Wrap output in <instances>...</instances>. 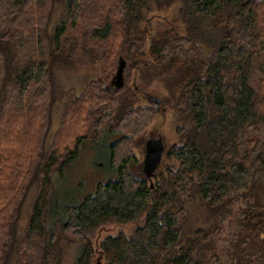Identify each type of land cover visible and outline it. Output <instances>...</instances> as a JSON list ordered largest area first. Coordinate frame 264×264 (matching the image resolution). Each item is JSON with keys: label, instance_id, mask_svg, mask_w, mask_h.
Segmentation results:
<instances>
[{"label": "trees", "instance_id": "16d2710c", "mask_svg": "<svg viewBox=\"0 0 264 264\" xmlns=\"http://www.w3.org/2000/svg\"><path fill=\"white\" fill-rule=\"evenodd\" d=\"M176 1L183 31L154 28ZM96 63L82 89L58 84ZM134 69L166 87L158 106ZM165 109L177 165L138 174V138ZM108 134L117 178L52 216L55 175ZM114 224L133 228L97 238ZM0 264H264V0H0Z\"/></svg>", "mask_w": 264, "mask_h": 264}, {"label": "rangeland", "instance_id": "374dc122", "mask_svg": "<svg viewBox=\"0 0 264 264\" xmlns=\"http://www.w3.org/2000/svg\"><path fill=\"white\" fill-rule=\"evenodd\" d=\"M179 4L180 2L176 1L166 9L155 8L153 13H155L158 17L153 18L152 26L156 28L158 26V22H161L162 25H164V23L169 22V20L179 22ZM60 13V9H57L53 19H58ZM179 23V28L183 31V25L181 22ZM57 74V80H59L58 84H60V86L63 85L66 88L74 87L80 90L87 81L92 78H96L101 74V65L96 63L86 67H72L71 69L61 68ZM140 74L141 71L139 69L132 70V76L129 81V85L134 87L138 86L140 89H142V91L155 92L154 94L156 95V99L166 98L168 91L162 82L154 80L150 83H146L143 81V78ZM139 104L144 105L148 104V102L146 99L140 97ZM63 106L64 104L61 99H57L53 103L51 111L52 120L49 132L50 136H52L59 126V120ZM165 110L166 112L158 115L157 118L149 125L147 130L138 138L139 147L136 149L135 153L141 163L133 167V170L138 174H141L140 170L143 167L147 141L158 139L159 137L162 138L166 150L164 151L162 162L158 166V171L164 170L168 166L177 165L175 161H169L165 156L167 149L173 143L178 141V135L176 131L178 122L174 113L167 109ZM117 138L118 136L115 134H108V137L99 143H94L89 140L84 141L80 148L78 157L74 159L61 174L58 173L55 175L56 190L54 202L50 209V214L52 216L61 214L68 204L82 201L88 194L94 192L100 183L117 178L118 171L112 165L110 152V144ZM34 193L35 189L31 188L27 193V197L23 201L18 227L15 229L17 234L22 233L25 228L30 214ZM50 223H53L51 219ZM132 226L133 225L131 224L106 225L99 230L97 238L101 239L108 233H115L120 230H125L128 232L132 230ZM75 253H77V250H68L69 258L71 259ZM69 262L70 261H68V263ZM94 262L97 263L98 259H95Z\"/></svg>", "mask_w": 264, "mask_h": 264}, {"label": "water", "instance_id": "95a60500", "mask_svg": "<svg viewBox=\"0 0 264 264\" xmlns=\"http://www.w3.org/2000/svg\"><path fill=\"white\" fill-rule=\"evenodd\" d=\"M125 60H121V63L118 67L117 73L113 78V83H115L117 88H121L124 85L123 70L125 67ZM152 100L156 102L158 106L160 99H156L155 96L152 97ZM165 145L162 141V138L148 140L146 144V154L144 159V168L149 176H151L154 171L158 168L162 162L164 155ZM99 263V262H98Z\"/></svg>", "mask_w": 264, "mask_h": 264}]
</instances>
